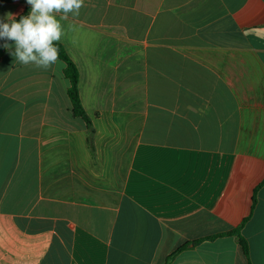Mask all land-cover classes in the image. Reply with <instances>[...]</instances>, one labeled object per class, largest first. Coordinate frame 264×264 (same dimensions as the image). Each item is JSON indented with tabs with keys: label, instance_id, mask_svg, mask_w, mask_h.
Segmentation results:
<instances>
[{
	"label": "crops",
	"instance_id": "0c3cea01",
	"mask_svg": "<svg viewBox=\"0 0 264 264\" xmlns=\"http://www.w3.org/2000/svg\"><path fill=\"white\" fill-rule=\"evenodd\" d=\"M61 23L96 159L66 64L6 42L0 264H264V0H84Z\"/></svg>",
	"mask_w": 264,
	"mask_h": 264
},
{
	"label": "clouds",
	"instance_id": "9594fccd",
	"mask_svg": "<svg viewBox=\"0 0 264 264\" xmlns=\"http://www.w3.org/2000/svg\"><path fill=\"white\" fill-rule=\"evenodd\" d=\"M30 12L19 21L8 13L0 21V39L14 42L11 54L19 63L48 70L59 60L56 43L64 36L62 20L78 16L84 0H26ZM59 16V19L57 17ZM5 48L10 45L5 44Z\"/></svg>",
	"mask_w": 264,
	"mask_h": 264
},
{
	"label": "trees",
	"instance_id": "16d2710c",
	"mask_svg": "<svg viewBox=\"0 0 264 264\" xmlns=\"http://www.w3.org/2000/svg\"><path fill=\"white\" fill-rule=\"evenodd\" d=\"M31 6L27 7L26 10L17 16L15 19L19 21L22 16L27 15L30 12ZM9 40L0 39V47H2L6 42ZM56 46L59 49V59L62 60L66 64V68L64 71L65 77L69 80L70 86L68 89V95L72 104V111L76 117H80L86 123L88 129V146L91 152L92 159L95 161L96 159V150L94 144V129L92 125V121L90 117L85 112L82 102L80 99V91H79V82H80V75L76 64L72 61V59L66 53L64 47L60 43H56ZM241 228L233 230L227 235H235L239 239L240 245L242 246L243 252L246 256H249V246L247 241L239 234ZM214 237L207 238V240H213ZM201 241H196L194 244H199ZM190 245H183L181 246L172 256L188 249Z\"/></svg>",
	"mask_w": 264,
	"mask_h": 264
}]
</instances>
